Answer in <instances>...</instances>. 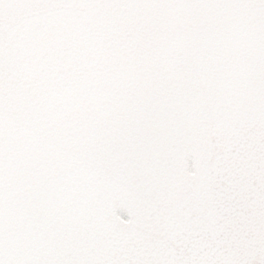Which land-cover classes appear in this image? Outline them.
Listing matches in <instances>:
<instances>
[{
  "label": "snow or ice",
  "instance_id": "1",
  "mask_svg": "<svg viewBox=\"0 0 264 264\" xmlns=\"http://www.w3.org/2000/svg\"><path fill=\"white\" fill-rule=\"evenodd\" d=\"M0 264H264V0H0Z\"/></svg>",
  "mask_w": 264,
  "mask_h": 264
}]
</instances>
